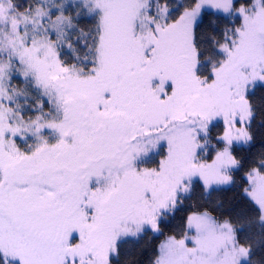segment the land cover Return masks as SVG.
Instances as JSON below:
<instances>
[{"label":"snow or ice","instance_id":"snow-or-ice-1","mask_svg":"<svg viewBox=\"0 0 264 264\" xmlns=\"http://www.w3.org/2000/svg\"><path fill=\"white\" fill-rule=\"evenodd\" d=\"M0 264H264V0H0Z\"/></svg>","mask_w":264,"mask_h":264}]
</instances>
